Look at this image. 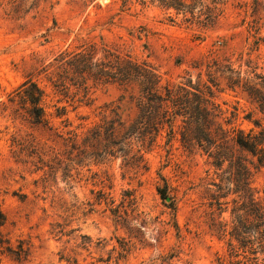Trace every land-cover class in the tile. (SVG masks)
Wrapping results in <instances>:
<instances>
[{
    "label": "rangeland",
    "instance_id": "obj_1",
    "mask_svg": "<svg viewBox=\"0 0 264 264\" xmlns=\"http://www.w3.org/2000/svg\"><path fill=\"white\" fill-rule=\"evenodd\" d=\"M84 44L185 90L141 111L114 56L55 86ZM262 77L264 0H0V264H264V167L222 134L264 130ZM29 79L42 122L16 96Z\"/></svg>",
    "mask_w": 264,
    "mask_h": 264
},
{
    "label": "trees",
    "instance_id": "obj_2",
    "mask_svg": "<svg viewBox=\"0 0 264 264\" xmlns=\"http://www.w3.org/2000/svg\"><path fill=\"white\" fill-rule=\"evenodd\" d=\"M94 46H86L85 44L78 50L73 51H63L61 52L56 58V66L58 69L59 78L57 79L55 86H63L66 88L65 79L71 81V84L76 87H81L85 85L86 73L89 69L97 70L100 66L105 69L108 67L111 62L110 56H114L117 64V72L116 74L119 76L117 79L118 82L122 85H138L139 87V98L142 99L139 103V109L142 111L143 109L153 108V110H160L162 109L161 106L154 107L152 103H158L159 101H163L164 97H172L175 96L176 93L182 92L185 89L183 87H171L169 85L164 87L165 95L161 93L163 87L161 86V80L158 72L153 67V65L143 60L141 62L132 59L130 55L122 56L120 54L114 55L111 52H108L107 57L108 61L105 60H97L94 64L92 63L94 56L93 53ZM103 74H110L107 70H104ZM95 74H99L96 72ZM263 83H260V94L262 98H264V77H262ZM179 89V90H178ZM16 96L18 99L28 106V111L30 115L34 118L36 122L44 121L45 116V107L43 105L45 91L44 89L38 84V82L29 79L22 83L16 90ZM202 95V94H201ZM14 97L12 98V100ZM145 99L147 102H143ZM207 104L208 100L205 101ZM150 103V104H149ZM159 105V104H158ZM202 111H208L207 105L205 107H200ZM58 116L65 113L66 108L61 107L58 108ZM164 112H168V108L164 109ZM121 124V123H120ZM121 125V138L123 145L129 147L132 143L130 142L133 139L134 135L140 140L141 146L146 143V132H142L141 129H137L136 127H128L124 128ZM123 127V128H122ZM132 128L133 130H130ZM157 134V132H156ZM222 134L225 135H233V141L242 149L254 157L258 159V165L264 167V130H261L258 133H253L252 131L245 133L239 129H232V130H222ZM143 135V136H142ZM130 139L129 141H126ZM140 152V149L139 151ZM142 157V155H139ZM161 195L164 198H167L168 195L165 190H160ZM263 224H264V212L262 213ZM6 216L1 209L0 206V226L5 223ZM8 241L1 237L0 233V249L3 252H12V249L7 244ZM19 256L22 254V251L16 252Z\"/></svg>",
    "mask_w": 264,
    "mask_h": 264
},
{
    "label": "water",
    "instance_id": "obj_3",
    "mask_svg": "<svg viewBox=\"0 0 264 264\" xmlns=\"http://www.w3.org/2000/svg\"><path fill=\"white\" fill-rule=\"evenodd\" d=\"M166 200H167V201H170V197H167Z\"/></svg>",
    "mask_w": 264,
    "mask_h": 264
}]
</instances>
